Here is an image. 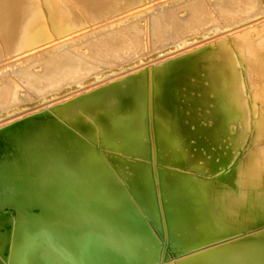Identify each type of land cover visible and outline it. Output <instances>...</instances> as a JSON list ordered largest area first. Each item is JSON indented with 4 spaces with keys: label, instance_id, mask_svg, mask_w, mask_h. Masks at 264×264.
<instances>
[{
    "label": "bare ground",
    "instance_id": "6f19581e",
    "mask_svg": "<svg viewBox=\"0 0 264 264\" xmlns=\"http://www.w3.org/2000/svg\"><path fill=\"white\" fill-rule=\"evenodd\" d=\"M0 264H264V0H0Z\"/></svg>",
    "mask_w": 264,
    "mask_h": 264
},
{
    "label": "rangeland",
    "instance_id": "374dc122",
    "mask_svg": "<svg viewBox=\"0 0 264 264\" xmlns=\"http://www.w3.org/2000/svg\"><path fill=\"white\" fill-rule=\"evenodd\" d=\"M144 91H145V90H143V89L141 90L142 94H144V93H145Z\"/></svg>",
    "mask_w": 264,
    "mask_h": 264
},
{
    "label": "water",
    "instance_id": "95a60500",
    "mask_svg": "<svg viewBox=\"0 0 264 264\" xmlns=\"http://www.w3.org/2000/svg\"><path fill=\"white\" fill-rule=\"evenodd\" d=\"M171 248V247H170Z\"/></svg>",
    "mask_w": 264,
    "mask_h": 264
}]
</instances>
